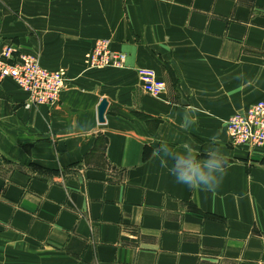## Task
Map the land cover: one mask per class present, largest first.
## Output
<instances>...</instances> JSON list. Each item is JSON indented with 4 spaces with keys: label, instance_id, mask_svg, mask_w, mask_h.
I'll use <instances>...</instances> for the list:
<instances>
[{
    "label": "crops",
    "instance_id": "obj_1",
    "mask_svg": "<svg viewBox=\"0 0 264 264\" xmlns=\"http://www.w3.org/2000/svg\"><path fill=\"white\" fill-rule=\"evenodd\" d=\"M100 39L123 67L91 65ZM10 42L68 84L27 109L0 80V260L264 264V147L226 128L264 100V0H0ZM144 67L164 92L142 88ZM160 142L219 151V186L178 184Z\"/></svg>",
    "mask_w": 264,
    "mask_h": 264
},
{
    "label": "built area",
    "instance_id": "obj_2",
    "mask_svg": "<svg viewBox=\"0 0 264 264\" xmlns=\"http://www.w3.org/2000/svg\"><path fill=\"white\" fill-rule=\"evenodd\" d=\"M100 50L103 51V56L105 57L103 62L97 61ZM88 58L92 66L105 67L114 65L115 67V64L124 65L126 56L120 51L109 49L108 41L101 39L95 42L93 51ZM139 74L142 88L145 91L154 95L164 92L165 84L154 79V72L151 69L141 68L139 69ZM4 78L15 80L23 90L30 93V100L24 103L26 108L40 104L53 105L58 101L60 92L68 84V78L64 70L53 71L42 67L36 56L22 51L13 42L0 46V80ZM52 78L56 79L58 83L57 90L54 92L47 88ZM254 108H256V111H261V114L255 116L256 111H253ZM263 109L264 100L253 104L245 113H237L230 116L226 128L231 144H247L250 146H256L254 145L255 142L264 144V140L260 141L259 138L264 125ZM239 122L244 124L242 126L246 128V133L242 132L244 128L240 129Z\"/></svg>",
    "mask_w": 264,
    "mask_h": 264
},
{
    "label": "clouds",
    "instance_id": "obj_3",
    "mask_svg": "<svg viewBox=\"0 0 264 264\" xmlns=\"http://www.w3.org/2000/svg\"><path fill=\"white\" fill-rule=\"evenodd\" d=\"M192 123L186 120L185 127ZM156 151L162 156L161 166L168 169L178 184L211 191L222 180L225 157L217 150H209L202 158L190 143H186L180 151H173L168 143L160 142Z\"/></svg>",
    "mask_w": 264,
    "mask_h": 264
},
{
    "label": "rangeland",
    "instance_id": "obj_4",
    "mask_svg": "<svg viewBox=\"0 0 264 264\" xmlns=\"http://www.w3.org/2000/svg\"><path fill=\"white\" fill-rule=\"evenodd\" d=\"M101 40V39H100ZM97 41H99V40H97ZM18 47H20L19 45H17ZM93 48H94V46L92 47V50H91V52L90 53H92V51H93ZM110 48V47H109ZM111 49V48H110ZM115 51V50H114ZM125 56L127 57V55L125 54ZM105 57L103 56V51L102 50H100L99 52H98V56H97V61L98 62H103V59H104ZM125 61H126V59H125ZM107 66H109V65H107ZM95 67V66H94ZM95 68H101V67H95ZM118 68H121V67H118ZM57 86H58V83H57V81H56V79H51V81H50V83H49V85L47 86V88L49 89V90H51L52 92H54V91H56L57 89ZM67 86V85H66ZM64 90V89H63ZM51 92V93H52ZM62 92V91H61ZM60 92V93H61ZM104 99V98H103ZM262 112H264V109L262 110ZM261 114V111H256L255 112V116L256 115H260ZM242 125H244V124H242V123H240L239 122V127H240V129L241 128H244V129H242L243 131L242 132H245L246 133V128L244 127V126H242ZM260 141H262V140H264V125H263V127H262V132H261V134H260ZM16 257H19V258H17V259H15L13 262H9V261H7L6 259H5V255H3V259L2 260H0V264H22L21 263V261H20V255L19 256H17L16 255ZM15 257V258H16Z\"/></svg>",
    "mask_w": 264,
    "mask_h": 264
},
{
    "label": "bare ground",
    "instance_id": "obj_5",
    "mask_svg": "<svg viewBox=\"0 0 264 264\" xmlns=\"http://www.w3.org/2000/svg\"><path fill=\"white\" fill-rule=\"evenodd\" d=\"M108 47H109V45H108ZM110 49V48H109ZM112 50V49H111ZM121 53V52H120ZM125 64V63H124ZM109 66H114V65H109ZM124 65H118V64H115V67H123ZM11 79V78H10ZM11 80H13V79H11ZM13 82L21 89V90H23L17 83H16V81L15 80H13ZM66 88V87H65ZM24 92H26L27 93V100H30V93L29 92H27V91H25V90H23ZM26 100V101H27ZM44 101H46V100H44ZM34 106H37V105H34ZM34 106H31V107H34ZM30 107V108H31ZM251 107V106H250ZM250 107L245 111V112H247L249 109H250ZM26 108V107H25ZM27 109H29V108H27ZM253 111H256V108H254L253 109ZM244 112V113H245ZM229 120V119H228ZM227 124V123H226ZM249 141V140H248ZM257 141V140H256ZM254 145H256V146H250V145H247V144H242V145H238L237 143L236 144H232V146H247V147H250V148H254V147H264V144H262V143H259V142H255L254 143Z\"/></svg>",
    "mask_w": 264,
    "mask_h": 264
},
{
    "label": "water",
    "instance_id": "obj_6",
    "mask_svg": "<svg viewBox=\"0 0 264 264\" xmlns=\"http://www.w3.org/2000/svg\"><path fill=\"white\" fill-rule=\"evenodd\" d=\"M107 107V100L102 99L98 105L97 113H98V120L104 121V112Z\"/></svg>",
    "mask_w": 264,
    "mask_h": 264
}]
</instances>
